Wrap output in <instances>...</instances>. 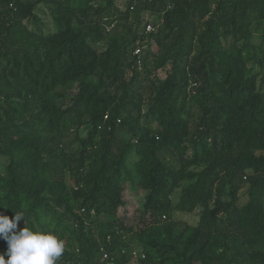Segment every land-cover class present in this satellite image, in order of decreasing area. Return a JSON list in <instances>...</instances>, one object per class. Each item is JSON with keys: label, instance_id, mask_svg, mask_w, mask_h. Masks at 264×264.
I'll list each match as a JSON object with an SVG mask.
<instances>
[{"label": "trees", "instance_id": "1", "mask_svg": "<svg viewBox=\"0 0 264 264\" xmlns=\"http://www.w3.org/2000/svg\"><path fill=\"white\" fill-rule=\"evenodd\" d=\"M262 23L264 0H0V214L57 264H264Z\"/></svg>", "mask_w": 264, "mask_h": 264}, {"label": "clouds", "instance_id": "2", "mask_svg": "<svg viewBox=\"0 0 264 264\" xmlns=\"http://www.w3.org/2000/svg\"><path fill=\"white\" fill-rule=\"evenodd\" d=\"M23 218L18 212L12 218L0 214V238L7 243L6 252L0 254V264H57L65 251L63 240L52 232L28 227L17 230Z\"/></svg>", "mask_w": 264, "mask_h": 264}, {"label": "rangeland", "instance_id": "3", "mask_svg": "<svg viewBox=\"0 0 264 264\" xmlns=\"http://www.w3.org/2000/svg\"><path fill=\"white\" fill-rule=\"evenodd\" d=\"M127 3L128 0H116V7L121 11L124 12L126 10L127 7ZM36 14L40 17L42 23H43V30L45 31V33H49L53 31V25H52V20L51 17L49 15V11L48 9L43 6L40 5V7L38 8V10L36 11ZM157 16L154 14H150L147 13L144 16V22L142 24V27L140 28V31H143V27L152 21L157 22ZM28 26L33 29L35 28L34 24L31 22L27 23ZM146 29V28H145ZM264 31V23L261 24V26L259 27V31L258 33L255 34L254 39L252 40V47L249 50V54L252 56H259V47L258 45L261 42V33H263ZM153 50H156V47H153ZM250 68H252L255 72H260L261 75H263V72L261 71L260 67L254 63V60H251V62L249 63ZM159 77H164L165 74L163 72L158 73ZM264 76V75H263ZM82 135H84V132L82 133ZM76 147V146H75ZM246 189L242 192V203L245 202L247 200L246 197ZM178 195H179V191H175L173 194V199L174 201H176L178 199ZM132 203L129 211H128V215L129 218L126 220V224L137 228H140L142 226V220L145 218L144 212H143V208H142V202H141V197H134L132 196ZM122 214H126L124 212H122ZM175 218L177 220L183 221V222H187L191 225H196L198 223V218L191 216V215H187V214H181V213H177ZM133 264H141V262H139V260H136L135 262H133Z\"/></svg>", "mask_w": 264, "mask_h": 264}, {"label": "built area", "instance_id": "4", "mask_svg": "<svg viewBox=\"0 0 264 264\" xmlns=\"http://www.w3.org/2000/svg\"><path fill=\"white\" fill-rule=\"evenodd\" d=\"M154 30V27L152 26V24H147L146 26V31L145 32H151ZM135 55H138L140 56L141 55V47L139 46L136 50H135ZM131 254H132V257L136 260H139V258L141 259H144L145 258V255L139 251L138 249H132L131 251ZM104 261H108L109 264H114V257L111 256L109 253L107 252H104L103 254V258H102Z\"/></svg>", "mask_w": 264, "mask_h": 264}]
</instances>
